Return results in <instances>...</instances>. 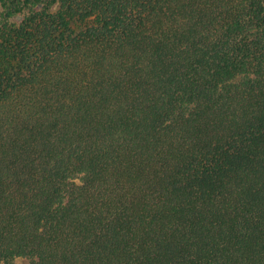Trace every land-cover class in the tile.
<instances>
[{"label": "trees", "instance_id": "1", "mask_svg": "<svg viewBox=\"0 0 264 264\" xmlns=\"http://www.w3.org/2000/svg\"><path fill=\"white\" fill-rule=\"evenodd\" d=\"M21 256L264 264V0H0V264Z\"/></svg>", "mask_w": 264, "mask_h": 264}, {"label": "rangeland", "instance_id": "2", "mask_svg": "<svg viewBox=\"0 0 264 264\" xmlns=\"http://www.w3.org/2000/svg\"><path fill=\"white\" fill-rule=\"evenodd\" d=\"M27 13H28L27 10L24 11L22 14L13 17L12 21L19 23L23 19L24 15ZM29 263L30 260L28 258L21 256V257H17L13 264H29Z\"/></svg>", "mask_w": 264, "mask_h": 264}]
</instances>
